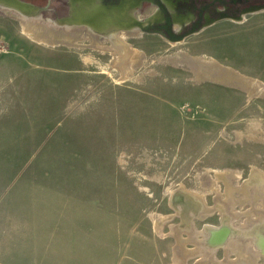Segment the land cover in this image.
<instances>
[{
  "label": "rangeland",
  "instance_id": "374dc122",
  "mask_svg": "<svg viewBox=\"0 0 264 264\" xmlns=\"http://www.w3.org/2000/svg\"><path fill=\"white\" fill-rule=\"evenodd\" d=\"M0 264H264V9L172 41L0 7Z\"/></svg>",
  "mask_w": 264,
  "mask_h": 264
},
{
  "label": "flooded vegetation",
  "instance_id": "af4514ba",
  "mask_svg": "<svg viewBox=\"0 0 264 264\" xmlns=\"http://www.w3.org/2000/svg\"><path fill=\"white\" fill-rule=\"evenodd\" d=\"M29 1L47 5L42 13H49L53 20L68 11L66 0ZM263 9L264 0H144L136 15L146 27L156 30L151 32L170 40L181 35L184 38L187 32L200 31L223 19L241 20Z\"/></svg>",
  "mask_w": 264,
  "mask_h": 264
},
{
  "label": "water",
  "instance_id": "95a60500",
  "mask_svg": "<svg viewBox=\"0 0 264 264\" xmlns=\"http://www.w3.org/2000/svg\"><path fill=\"white\" fill-rule=\"evenodd\" d=\"M144 0H66L67 13L57 16L54 21L59 25H86L92 31L115 39L121 29L138 28L142 31H156L146 27L145 21L136 15ZM153 2V1H152ZM1 8L13 9L21 15L40 16L47 5H39L29 0H0ZM187 32L186 34H189ZM183 35L170 38L182 39ZM225 227V226H224ZM213 232L214 241L221 240L226 233L223 227Z\"/></svg>",
  "mask_w": 264,
  "mask_h": 264
},
{
  "label": "bare ground",
  "instance_id": "6f19581e",
  "mask_svg": "<svg viewBox=\"0 0 264 264\" xmlns=\"http://www.w3.org/2000/svg\"><path fill=\"white\" fill-rule=\"evenodd\" d=\"M125 51V50H124ZM118 52H121V51H119L118 50ZM123 54H125V52H123V53H120V57H121V60L123 61V57H124V55ZM127 55H128V53H127ZM130 56V55H129ZM128 58V57H127ZM129 60V59H128ZM124 63V62H123ZM123 66V65H122ZM125 66L127 67V65L125 64ZM124 69H125V67H123ZM124 71V70H123Z\"/></svg>",
  "mask_w": 264,
  "mask_h": 264
},
{
  "label": "crops",
  "instance_id": "0c3cea01",
  "mask_svg": "<svg viewBox=\"0 0 264 264\" xmlns=\"http://www.w3.org/2000/svg\"><path fill=\"white\" fill-rule=\"evenodd\" d=\"M213 235H214V234L211 235L210 240H211L212 237H214ZM225 236L227 237V236H228V233H227V235H225ZM226 237H225V238H226ZM215 242H217V241H215ZM218 244H219V242L217 243V245H218ZM218 246H220V245H218Z\"/></svg>",
  "mask_w": 264,
  "mask_h": 264
}]
</instances>
